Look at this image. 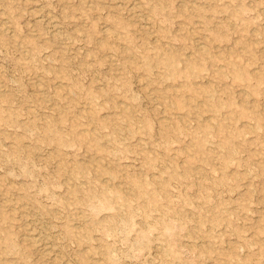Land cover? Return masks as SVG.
I'll return each mask as SVG.
<instances>
[{"label":"rangeland","instance_id":"rangeland-1","mask_svg":"<svg viewBox=\"0 0 264 264\" xmlns=\"http://www.w3.org/2000/svg\"><path fill=\"white\" fill-rule=\"evenodd\" d=\"M0 264H264V0H0Z\"/></svg>","mask_w":264,"mask_h":264},{"label":"bare ground","instance_id":"bare-ground-1","mask_svg":"<svg viewBox=\"0 0 264 264\" xmlns=\"http://www.w3.org/2000/svg\"><path fill=\"white\" fill-rule=\"evenodd\" d=\"M141 3V2H140ZM134 14V13H133ZM55 24V23H54ZM105 24V23H104ZM108 29V28H107ZM107 32H108V30H107ZM61 33V32H60ZM108 34V33H107ZM106 41V40H105ZM200 45V44H199ZM204 46V45H203ZM205 47V46H204ZM202 49V48H201ZM112 54V53H111ZM164 61V60H163ZM203 94V93H202ZM169 103V102H168ZM126 110V109H125ZM177 114H179V113H177ZM118 115V114H117ZM41 246V245H40ZM43 255V254H42ZM90 257V256H89Z\"/></svg>","mask_w":264,"mask_h":264}]
</instances>
